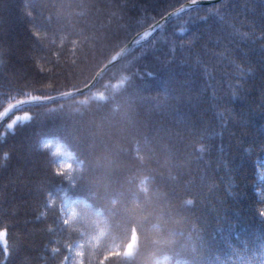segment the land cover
I'll return each mask as SVG.
<instances>
[{
    "label": "trees",
    "instance_id": "16d2710c",
    "mask_svg": "<svg viewBox=\"0 0 264 264\" xmlns=\"http://www.w3.org/2000/svg\"><path fill=\"white\" fill-rule=\"evenodd\" d=\"M189 1L0 0V118L85 87ZM262 212L264 0L191 6L88 91L0 126V264H98L119 244L109 264H264Z\"/></svg>",
    "mask_w": 264,
    "mask_h": 264
},
{
    "label": "water",
    "instance_id": "95a60500",
    "mask_svg": "<svg viewBox=\"0 0 264 264\" xmlns=\"http://www.w3.org/2000/svg\"><path fill=\"white\" fill-rule=\"evenodd\" d=\"M216 1H218V0H197V3L196 4H193L192 1L186 2L183 5H181V6L177 7L176 9L172 10L171 12H169L168 14H166L165 16H163L162 18H160L157 22H155L154 24H152L148 28H146L142 32L141 37L144 36V33H146V32H150L151 34L153 32H155L159 28V27H157V25L160 26L161 24H163L164 22H166L169 18L175 16V15H172V14L173 13H176L181 7H184V8L187 9V8H189L191 6H195V5H199V4H209V3L216 2ZM153 29H155V30H153ZM137 41H130L127 45H125L124 47H122V49L117 53L116 59H119L125 53V51L128 50L132 45H134L135 43H137ZM115 62L116 61H112V62L110 61L104 67H102L98 71V73L96 74V76L93 79V81H91L88 85H86V87L84 89H82L81 91H73V92H70V93L62 94L61 96L56 95V94L55 95H51V96H46V99L45 100L55 101V100L60 99V98H64V97L66 98V97H69V96L74 95V94H77V93H82V92L88 91L89 89H91L94 86V84L96 83V81L98 80V78L101 76V74L104 71H106L109 67H111ZM39 100H41V99H39V98H37V99H30L28 101L21 100V101H17V102L12 103L4 111L3 119H7L10 115H12L15 112L14 110L18 109L19 107L27 106L26 105L27 103L32 102V101L33 102H37Z\"/></svg>",
    "mask_w": 264,
    "mask_h": 264
},
{
    "label": "rangeland",
    "instance_id": "374dc122",
    "mask_svg": "<svg viewBox=\"0 0 264 264\" xmlns=\"http://www.w3.org/2000/svg\"><path fill=\"white\" fill-rule=\"evenodd\" d=\"M27 115V117H26ZM29 112L28 111H25V112H21V113H16L15 115H13L10 119V121L7 123V127L8 128H12V126L18 121V120H24V119H27L29 117ZM11 126V127H10ZM56 147L59 149L60 146L56 145ZM70 153H63V156L61 157L60 159V163L61 164H65L66 162H68V160H70ZM71 204V202H70ZM67 211H71V209H66V212ZM0 244L2 246H4L6 248V230L5 229H2L0 230ZM78 244L79 243H76L73 247H71V251H70V254L73 256L74 254H79L80 251L78 249ZM65 264H68V260L66 261Z\"/></svg>",
    "mask_w": 264,
    "mask_h": 264
},
{
    "label": "clouds",
    "instance_id": "9594fccd",
    "mask_svg": "<svg viewBox=\"0 0 264 264\" xmlns=\"http://www.w3.org/2000/svg\"><path fill=\"white\" fill-rule=\"evenodd\" d=\"M102 236H103V234L101 233V234L96 235V236H93V237L91 238V242H92L93 247L98 246V245H101V246H102ZM136 246H137V247L139 246V239H138V238H137V240H136ZM116 248H120L122 251H125V252H126V251H129V249L127 248V245H126V244H119V245H117V246H115V247H113V248L106 249V250H104V251L101 253V256H100V258H99V260H98V264H100V261L103 259V257H104L105 255H107V254L110 253V252L115 251ZM130 251H135V247H133L132 249H130Z\"/></svg>",
    "mask_w": 264,
    "mask_h": 264
},
{
    "label": "snow or ice",
    "instance_id": "6c2138e0",
    "mask_svg": "<svg viewBox=\"0 0 264 264\" xmlns=\"http://www.w3.org/2000/svg\"><path fill=\"white\" fill-rule=\"evenodd\" d=\"M192 2H193V4H196L197 0H192ZM185 10H186V8L181 7L176 13H173L172 15H179L181 12H184ZM157 27H159V26L157 25ZM153 30H155V29H153ZM150 34H151L150 32L144 33V36L140 37V40H138L137 43H139L141 40L146 39ZM26 117H27V115H26ZM45 146H47V142H46ZM201 151H203V149H201ZM189 203L191 204L192 202L189 201ZM261 215L264 216V212H262ZM119 255H120V253L118 251L117 252H110L103 257V259L100 261V264H109V261L112 259V257L119 256Z\"/></svg>",
    "mask_w": 264,
    "mask_h": 264
},
{
    "label": "bare ground",
    "instance_id": "6f19581e",
    "mask_svg": "<svg viewBox=\"0 0 264 264\" xmlns=\"http://www.w3.org/2000/svg\"><path fill=\"white\" fill-rule=\"evenodd\" d=\"M121 49H122V48H121ZM121 49H120V50H121ZM120 50H119V51H120ZM119 51H118V52H119ZM126 51H127V50H126ZM126 51H125V52H126ZM124 54H125V53H124ZM124 54H123V55H124ZM116 55H117V54H116ZM123 55H122L119 59H116V57H115V59H113L112 61H116V62H117L118 60H120V59L123 57ZM112 61H111V62H112ZM116 62H115V63H116ZM104 66H105V65H104ZM104 66H103V67H104ZM97 73H98V72H97ZM97 73H96V74H97ZM95 76H96V75H95ZM94 78H95V77H94ZM94 78H93V79H94ZM92 81H93V80H92ZM85 87H86V86H85ZM85 87H83V88H81V89H78V90H74V91H81V90L84 89ZM70 92H73V91H70ZM70 92H66V93H70ZM66 93H62V94H66ZM82 93H84V92H82ZM62 94H58V95L61 96ZM79 94H81V93H77V94L71 95V96H69V97L76 96V95H79ZM69 97H66V98H69ZM64 98H65V97H64ZM64 98H60V99H64ZM30 99H37V98H30ZM30 99H23V100L28 101V100H30ZM39 99H41V100H39V101H37V102H33V101H32V102L27 103L26 105L28 106V105H32V104H39V103H44V102H51V101L45 100L46 97H44V98H39ZM60 99H57V100H60ZM19 101H21V100H19ZM55 101H56V100H55ZM19 108H20V107H19ZM19 108H18V109H19ZM18 109L14 110V111H17ZM3 115H4V114H3ZM3 115H2V117L0 118V126H1V124L6 120V119H3Z\"/></svg>",
    "mask_w": 264,
    "mask_h": 264
}]
</instances>
